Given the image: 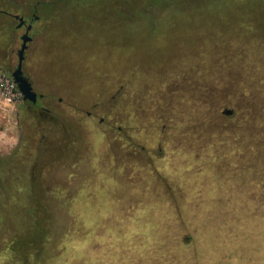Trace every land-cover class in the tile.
<instances>
[{
  "label": "rangeland",
  "instance_id": "obj_1",
  "mask_svg": "<svg viewBox=\"0 0 264 264\" xmlns=\"http://www.w3.org/2000/svg\"><path fill=\"white\" fill-rule=\"evenodd\" d=\"M40 12L27 69L49 113L0 89V264H264V101L230 103L264 97V0ZM38 206L40 253L21 237Z\"/></svg>",
  "mask_w": 264,
  "mask_h": 264
},
{
  "label": "flooded vegetation",
  "instance_id": "obj_2",
  "mask_svg": "<svg viewBox=\"0 0 264 264\" xmlns=\"http://www.w3.org/2000/svg\"><path fill=\"white\" fill-rule=\"evenodd\" d=\"M62 0H0V17L4 18V21L0 22V75L7 74L10 78L16 69L17 55L22 45V37L27 36V42L23 51L22 60V73L23 76L31 83L33 91L37 94V100L35 104L25 102L29 105L32 111L38 113H49V110L44 107L43 99L46 97L40 93L33 86L32 81L34 77L28 73L27 69L30 60L34 62L33 66H37L38 52L36 46L39 42H36L34 47L32 45L39 33V29L36 25L41 22L42 14L40 12L41 7H48L51 10L56 3ZM7 27L13 25V32L15 35H11L7 38L8 43L2 46L4 25ZM13 40L15 42V48L12 47ZM11 57V58H10ZM13 59L11 66L6 67L8 60ZM37 75V74H36ZM36 79V78H35Z\"/></svg>",
  "mask_w": 264,
  "mask_h": 264
},
{
  "label": "trees",
  "instance_id": "obj_3",
  "mask_svg": "<svg viewBox=\"0 0 264 264\" xmlns=\"http://www.w3.org/2000/svg\"><path fill=\"white\" fill-rule=\"evenodd\" d=\"M251 69V68H249ZM259 69V68H258ZM241 81H244L242 79H238L237 81H235L234 85V90H238L239 87L241 86ZM252 82V81H251ZM250 84V83H249ZM254 84V87L256 85H262L264 87V81H255L253 80L252 84ZM234 93V92H233ZM238 93L237 95L232 94V97L230 99V103L234 106V104H245L248 103V105L250 106V108L253 110H255L256 108H258V103H262L264 101V97L262 98H257L256 96L252 95V96H248V94H242L243 92H235ZM235 107V106H234ZM232 114L231 116H228V118H233L236 116V110L234 108L231 109ZM5 165L1 162L0 160V167L3 168ZM32 199V197H30V200ZM1 210V209H0ZM42 210L41 207L38 206L37 208L34 207H29L23 210V214L26 218H28V221L30 223L29 225V229L27 231V233L23 234L21 237H29V235L33 232L34 236L36 238H38L39 240H29L28 243V247L33 245L35 248L36 253H40L44 250V246L46 245L45 243V239L47 238V231H46V227L43 224V217L45 216H41ZM1 211H0V220H1ZM42 218V219H41ZM34 241H39L38 244H34ZM39 246V247H38ZM29 249H31L29 247ZM20 255V254H19ZM22 258H25L24 254L20 255Z\"/></svg>",
  "mask_w": 264,
  "mask_h": 264
},
{
  "label": "water",
  "instance_id": "obj_4",
  "mask_svg": "<svg viewBox=\"0 0 264 264\" xmlns=\"http://www.w3.org/2000/svg\"><path fill=\"white\" fill-rule=\"evenodd\" d=\"M21 39L22 45L17 55L16 69L13 72L11 79L21 94L22 100L24 102L35 104L37 100V94L33 91L31 83L23 76L22 73L23 51L27 42V36L25 35ZM223 113L227 116H231L232 111L225 110Z\"/></svg>",
  "mask_w": 264,
  "mask_h": 264
},
{
  "label": "built area",
  "instance_id": "obj_5",
  "mask_svg": "<svg viewBox=\"0 0 264 264\" xmlns=\"http://www.w3.org/2000/svg\"><path fill=\"white\" fill-rule=\"evenodd\" d=\"M0 89L2 90V95L9 102L14 99L20 100L22 98L11 78H4L0 83Z\"/></svg>",
  "mask_w": 264,
  "mask_h": 264
}]
</instances>
